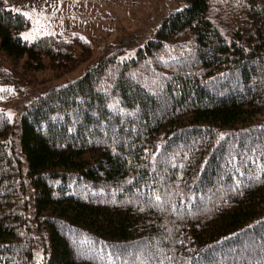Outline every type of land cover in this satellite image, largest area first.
<instances>
[{
  "label": "trees",
  "instance_id": "1",
  "mask_svg": "<svg viewBox=\"0 0 264 264\" xmlns=\"http://www.w3.org/2000/svg\"><path fill=\"white\" fill-rule=\"evenodd\" d=\"M185 1L18 124L0 91V264H264V0ZM30 26L0 0L30 72L91 55Z\"/></svg>",
  "mask_w": 264,
  "mask_h": 264
},
{
  "label": "rangeland",
  "instance_id": "2",
  "mask_svg": "<svg viewBox=\"0 0 264 264\" xmlns=\"http://www.w3.org/2000/svg\"><path fill=\"white\" fill-rule=\"evenodd\" d=\"M14 10L26 11L32 26L21 37L29 42L45 35L64 40L78 36L90 42L91 55H81L74 67L60 72H30L24 60L12 62L0 49V91L5 92V114L18 124L24 106L49 87L81 78L111 50L129 58L154 35L171 12L184 8L185 0H5ZM28 17V16H27ZM27 37V38H25ZM25 171V164L23 165Z\"/></svg>",
  "mask_w": 264,
  "mask_h": 264
},
{
  "label": "crops",
  "instance_id": "3",
  "mask_svg": "<svg viewBox=\"0 0 264 264\" xmlns=\"http://www.w3.org/2000/svg\"><path fill=\"white\" fill-rule=\"evenodd\" d=\"M63 0H61V5H63ZM3 4H4V6L5 7H7V8H10L11 10H13L14 12H18V13H21V14H23V15H25V14H27V12L26 11H23V10H14V9H12L10 6H9V3H7V1L5 2V0H3ZM27 18H29L30 19V21L32 22V17L31 16H29L28 14L27 15H25ZM31 26H32V24H31ZM31 26H30V28H31ZM29 28V29H30ZM29 41V40H28Z\"/></svg>",
  "mask_w": 264,
  "mask_h": 264
},
{
  "label": "snow or ice",
  "instance_id": "4",
  "mask_svg": "<svg viewBox=\"0 0 264 264\" xmlns=\"http://www.w3.org/2000/svg\"><path fill=\"white\" fill-rule=\"evenodd\" d=\"M25 15H27V14H25ZM25 38H27V37H25ZM155 199H156V201H160L161 197L157 195V196L155 197Z\"/></svg>",
  "mask_w": 264,
  "mask_h": 264
}]
</instances>
